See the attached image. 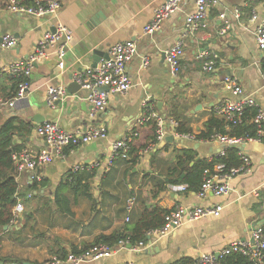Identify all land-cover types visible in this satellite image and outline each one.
Returning a JSON list of instances; mask_svg holds the SVG:
<instances>
[{"label": "crops", "instance_id": "crops-1", "mask_svg": "<svg viewBox=\"0 0 264 264\" xmlns=\"http://www.w3.org/2000/svg\"><path fill=\"white\" fill-rule=\"evenodd\" d=\"M16 1L21 6L33 5L32 0ZM165 1L60 0L58 14L44 17L14 12L10 4H0V38L10 34L17 39L15 48L0 51V102L16 96L11 65L31 58L58 23L73 32L64 68L59 67L58 49H49L48 58L34 65L26 99L12 107L0 106V127L10 121L24 124L15 135V145L33 153L46 148L36 132L44 123L57 124L73 134L92 128H106L108 132L107 139L68 148L64 158L33 173L16 169L18 203L25 211L18 223L0 236V264H51L58 257L95 245L102 236L124 233L127 224L136 222L146 207L158 206L170 213L178 207L223 206V211L219 217L188 222L166 237L152 234L140 252H133L126 244L110 258L86 264L196 261L217 254L235 241L250 240L253 231L264 226V139L247 142L240 150L236 147L250 158L253 170L230 180L227 195L210 194L202 200L198 191H175L170 183L180 175V168L173 170L183 151L192 150L196 162H213L227 149L213 137L196 140L212 119H221L215 114L217 107L235 100L225 88L226 77L238 78L245 94L255 100L251 111L256 115L258 110L264 112V62L255 39V31L264 20V0H223L184 39L186 18L196 11L197 0H185L160 31L146 34V26ZM236 10L240 11L239 18ZM221 14H227L232 23L226 33ZM128 41L138 48L127 68L132 87L125 94L110 95L105 110L92 118L87 92L74 89L73 83L78 84L77 76L93 68L95 62L98 65L108 59L114 46ZM180 41L184 56L180 74L175 77L164 52ZM204 51L218 56L215 73L204 72V61L199 58ZM145 59H149L148 67H143ZM50 87H64L68 97L49 106ZM154 110L165 120L166 136L157 144L151 142L154 120H144ZM179 124L190 130L194 139L178 138ZM130 138L132 147L140 149L136 165L116 159L113 153L115 142ZM76 169H80L79 178L94 175L89 185L69 177Z\"/></svg>", "mask_w": 264, "mask_h": 264}, {"label": "built area", "instance_id": "built-area-1", "mask_svg": "<svg viewBox=\"0 0 264 264\" xmlns=\"http://www.w3.org/2000/svg\"><path fill=\"white\" fill-rule=\"evenodd\" d=\"M32 6H21L16 0H0V4H10L9 9L14 12L30 14L36 17L56 16L60 9V0H32ZM185 0H166L154 14L153 21L146 26V34L153 35L160 31L166 21L172 18L181 8ZM223 0H197V9L193 14L186 18V28L182 39L188 37L200 24L208 17L209 12L219 6ZM235 16L240 17V11L236 10ZM226 33L232 23L227 14H221ZM253 19L256 21L257 16ZM255 39L257 49L261 54L264 62V20L260 22L255 31ZM73 41V32L62 23H58L54 32H49L44 36L38 44L35 54L26 61L18 62L11 65L9 72L14 76H21L27 81L22 82L16 92V96L9 102H0V106H14L18 101L26 99L30 92L31 83L29 80L34 65L43 59L48 58L49 49L57 48L59 59V67L64 68V58L67 55L71 43ZM17 45V39L8 34L0 38V51L10 50ZM138 53L137 44L135 42H125L114 46L110 52L109 58L102 60L96 67L87 68L82 74L77 76L76 81L83 90L87 92L86 100L92 105L91 117L95 118L99 113L103 112L108 105L110 95L125 94L131 87L132 82L127 73L128 64L136 57ZM166 62L173 76H178L181 71V62L184 56L182 41L175 46L169 48L165 52ZM199 58L204 61L203 70L205 73L212 74L216 72L218 56H212L207 51L201 52ZM149 59L144 60L143 67H148ZM225 88L235 96V100L227 101L217 107L215 114L217 117L228 123L237 125L242 121L244 113L247 109L256 107L255 100L247 96L244 89L236 77H226L224 80ZM68 94L64 87H50L47 91V104L54 107L58 102L66 99ZM146 122L154 120L157 125L156 135L157 142L164 141L165 120L156 114L155 110L149 114L148 118H144ZM254 124L257 126V138L236 139L222 135H215L213 139L228 147H238L247 142H262L264 139V112L258 110L254 118ZM37 134L46 143V148L38 153L30 152L25 149L22 152L13 155L14 165L19 173H33L37 169L53 163L57 159L64 158L68 148H74L84 144H88L95 140H105L108 138L106 128H92L86 132H77L76 134L64 131L57 124L44 123L40 125ZM178 138L194 139L192 135H178ZM132 138L115 142L113 145V153L115 158L127 159L130 151ZM241 152V151H240ZM225 152L221 156H224ZM114 158V159H115ZM242 165L238 168H227L225 164H216L212 170L207 169L204 172V181L198 196L200 199H206L210 194L214 196H224L230 193L229 181L240 176H247L252 173V164L250 158L243 152L240 153ZM113 161L110 165H113ZM76 169L75 171H79ZM175 191H187L188 186H172ZM131 206V204H129ZM131 208V207H130ZM25 208L22 203H18L13 210V220L10 226L18 223L19 217L24 213ZM223 211V206L215 208L201 207H178L165 216V224L159 230L150 232L158 237H166L177 229L181 228L188 222H195L202 218L210 216L219 217ZM3 231L0 229V236ZM126 243L121 242L116 248L106 245L94 246L80 255L69 254L65 261L58 259L51 264H86L97 262L102 259L110 258L116 252L124 249ZM146 248V243L141 242L136 246H131L133 252H140ZM241 254L250 258L256 264H264V230L260 226L253 231L250 240H238L224 248L217 254L204 255L194 264H221L220 261L228 256Z\"/></svg>", "mask_w": 264, "mask_h": 264}, {"label": "trees", "instance_id": "trees-1", "mask_svg": "<svg viewBox=\"0 0 264 264\" xmlns=\"http://www.w3.org/2000/svg\"><path fill=\"white\" fill-rule=\"evenodd\" d=\"M14 88L18 90L19 85L27 81L21 76H14ZM29 81V80H28ZM13 97V96H11ZM9 97V98H11ZM256 112L247 109L244 113L242 121L233 125L226 122L225 120L214 118L206 126V132L200 136H196V140H211L214 134H220L229 138L236 139H248L257 138V126L253 123V118ZM24 124H16L14 121H10L0 127V229L4 231L5 227H9L11 221L13 220V210L18 204L19 196V186L16 182V167L13 161V155L22 152V148L18 147L14 143L15 135ZM229 129V133L226 130ZM157 125L154 122V136L151 138V142L157 144L156 135ZM177 133L180 135H188L191 133L188 129H183L181 125L177 127ZM215 136V135H214ZM130 151L127 159L117 158L118 160H123L132 165H136L139 161L140 149L133 148L130 144ZM145 148V147H144ZM240 151L236 147H228L225 150V155L219 157L213 162H207L205 160L196 162V154L191 151H183L176 159V167L173 172H176V168H180V175L176 180H171V186H188V190L200 191L201 186L204 181V172L207 169L212 170L216 164H225L227 168H238L242 165L240 158ZM194 165L191 166V164ZM80 171L71 173L69 177L73 180H78V183L86 181L85 185H89V179L93 176L89 174V177H80ZM69 177L67 182H69ZM74 180V181H75ZM71 183V182H69ZM161 188L158 193H160ZM157 193V194H158ZM169 214L168 211L154 206V208L149 209L146 207L141 217L134 223L127 224L124 233L118 232L109 236H102L98 239L97 243L89 248L83 249L81 252H73L74 255H80L82 252L97 246L106 245L111 248H116L121 242L129 244L131 246H136L141 242H146L148 234L150 232L159 230L165 224V216ZM264 230V226L262 227ZM19 233V232H18ZM69 254H65L57 259L60 261H65ZM1 259V258H0ZM1 261V260H0ZM5 262V260H4ZM195 261L192 259L184 258L173 264H194ZM221 264H256L250 258L245 257L241 254L228 256L220 261Z\"/></svg>", "mask_w": 264, "mask_h": 264}, {"label": "water", "instance_id": "water-1", "mask_svg": "<svg viewBox=\"0 0 264 264\" xmlns=\"http://www.w3.org/2000/svg\"><path fill=\"white\" fill-rule=\"evenodd\" d=\"M97 66V63L95 62V65L93 66V67H96ZM74 79V77H71V80H73ZM73 85H75L73 88L74 89H78V90H80L81 89V87L76 83V82H74L73 83ZM58 103H60V102H58ZM57 103V104H58ZM172 140H173V138H172ZM243 146V144L242 145H240V146H238L237 148H239V150H240V148ZM8 227H6L5 229H7Z\"/></svg>", "mask_w": 264, "mask_h": 264}]
</instances>
